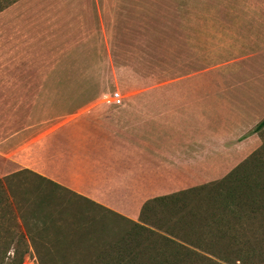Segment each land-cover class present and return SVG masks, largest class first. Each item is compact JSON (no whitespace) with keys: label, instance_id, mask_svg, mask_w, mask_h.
<instances>
[{"label":"rangeland","instance_id":"rangeland-1","mask_svg":"<svg viewBox=\"0 0 264 264\" xmlns=\"http://www.w3.org/2000/svg\"><path fill=\"white\" fill-rule=\"evenodd\" d=\"M15 1L0 0V12ZM152 1L158 0H97V19L86 23L95 14L93 11L83 14L86 21L81 27L84 26L85 34L79 37L85 35L82 38L87 39L69 48L66 71L70 76L64 88L92 100L101 91L99 103L106 105H120L126 99L133 102L141 98H149L151 104H156L161 98L156 96V92L159 93L156 89H163L164 93L177 89L182 94L166 98H178L177 103L185 107L181 114L187 116V120L181 122L184 129L180 128L179 134L191 135V142L178 143L174 151L188 152L194 159H181L173 165L168 156L170 146H153L161 148L165 161L156 159L163 167L160 169L151 163L149 175L141 179L140 187L147 190L140 194L142 203L135 219L103 205L105 208L95 206L70 191L57 190L48 208L55 215V226V223L44 226L33 219L37 191L43 192L48 187L31 173H22L20 180L12 183L19 204L9 205L7 200L0 203V264H103L107 247L117 257L111 264H154L156 252L169 255L174 251V247L162 241L157 248L152 247L156 237L148 239L147 235L125 243L126 232L133 229L124 218L185 241L196 251L180 249L177 264H264V233L250 235L245 232L246 239L254 236L252 238L261 241L254 249L240 242L233 248L226 247L216 238L222 231L221 225L212 223L210 216L200 220L196 213L211 203L209 197L213 191L216 195L220 190H227L239 174V168L245 165L252 167V180L264 183V127L255 129L264 119L263 43L259 54L239 63H227V58L221 56H215L208 65L199 59L196 64L182 62L175 58L177 55L184 58L175 43L179 33L171 29L178 22L177 16L167 8L159 13L143 10ZM12 20V15L0 18V39L10 38L5 32L14 30L13 25H8ZM70 36V41L79 39L74 29ZM12 50L0 47L2 65L4 61L25 57L9 55ZM191 71H209L213 78L203 75L197 79H177ZM188 92L191 95H187ZM185 125L191 126L187 130ZM161 184L163 188L159 187ZM173 194H180L181 199L188 198L157 200ZM148 203V209L143 211L142 207ZM128 209L132 207L124 210ZM20 213L23 220L18 217ZM247 223L251 222L244 220L241 227L246 229ZM83 224L88 227L81 226ZM189 228L192 230L185 232ZM21 231L26 237H22ZM229 231L233 229L230 227ZM16 241L19 244L16 245ZM237 249L240 252L237 253Z\"/></svg>","mask_w":264,"mask_h":264},{"label":"crops","instance_id":"crops-1","mask_svg":"<svg viewBox=\"0 0 264 264\" xmlns=\"http://www.w3.org/2000/svg\"><path fill=\"white\" fill-rule=\"evenodd\" d=\"M151 3L143 10L168 9L177 16L171 29L179 33L175 43L184 58H175L182 62L196 64L199 59L208 65L221 56L227 63H239L264 46V0ZM91 11L95 15L86 21L83 14ZM96 11L97 0H16L0 12V18L12 15L8 25L14 27L6 30L10 38L0 39V47L13 49L9 55L25 56L0 63V177L28 169L135 219L140 194L147 190L140 187L141 179L149 175L151 163L163 167L156 159L165 161L161 148L153 146H170L174 165L194 159L174 151L178 143H190L191 135L179 134L187 120L182 116L185 107L178 98H166L182 94L177 89H156L161 97L156 104L141 98L106 105L99 103L101 91L92 100L64 88L70 76L69 48L85 37H79L85 34L81 25L96 20ZM73 29L76 42L69 39ZM203 75L213 78L209 71H191L177 79ZM128 207L132 209L124 210Z\"/></svg>","mask_w":264,"mask_h":264},{"label":"trees","instance_id":"trees-1","mask_svg":"<svg viewBox=\"0 0 264 264\" xmlns=\"http://www.w3.org/2000/svg\"><path fill=\"white\" fill-rule=\"evenodd\" d=\"M262 127H264V119L256 125L255 129L258 130ZM239 169L240 170L237 172L239 174L230 184L227 190H220L216 195L215 191H213V194L209 197V202L211 203H207L206 207L199 208L196 213H198V215L200 216V220L206 219L208 218V216H210L212 223H217L221 225L222 231L219 236H216V238L219 240V242H222V245L225 244L224 246L233 248L236 243L240 242L242 245L248 246L249 248L252 247L254 249L255 244H258L261 241H257L255 238H252L254 236H249L251 240L246 239L245 237L247 234H245V232L247 231V233L250 235H255L258 232L264 233V183L255 182L251 179V166L245 165L244 167H241ZM24 172L31 173L32 175L38 177L44 183V186H46V188L48 187L43 192L37 191V200L35 203V207H33L32 213L33 219L43 223L44 226H47V224L49 225L55 223L53 219L55 215L53 216V212L50 209L48 210V208L51 207V203L53 202V199H55L54 195L57 193V190H65L66 192L70 191V193L72 192L79 198L88 200L95 206L98 205V207L100 206L102 208H105L97 202L28 169L18 170L0 177V203H2V201L7 200L9 205L19 204L16 199V195L12 190V183H16V181L18 182L20 180L19 178H21V174ZM217 187L221 188L219 185ZM188 192H190V190L184 192L183 195H186ZM261 193L263 194V197L260 196ZM179 195L180 194H173L170 196H165L163 198L156 199L164 200L169 197L167 199H172V201H180L182 199L188 198L187 196V198L183 197L181 199V195ZM156 199H152L151 201H154ZM214 204L217 205H215L214 207ZM148 205L149 203L146 204V206H143L142 210L144 211L148 209ZM210 205H213V210L211 209L212 207H210ZM18 217L22 218V220L24 219L22 213H20ZM255 219L257 220L255 221ZM124 220L128 221L130 223V229H133L132 232H126L127 235L125 236V243L127 241L129 243L138 241L140 238L143 237V235H147L146 238L148 239L156 237V239L153 241L154 243L152 244V247L154 248L158 246L159 241H162L164 243L166 242L170 247H174V251H171L169 255H165L163 252L160 253L159 251L156 252L155 254L157 255L156 260L154 259V264H177L179 261L178 251H180V249H184V251L186 250V252H196L194 249L185 244V241H178L170 236L164 235L156 231L155 229L147 227L146 225L141 224L140 222L134 221L132 219L124 218ZM244 220H248L249 223L251 222L250 224L247 223L248 225L246 229H243L241 227L242 222ZM230 222H233V225L230 224ZM179 223L180 226L183 228L184 224L181 220L179 221ZM55 225H57V223H55L54 226ZM235 225L238 226L236 227ZM19 226L21 227L20 224ZM81 226L88 227L85 224ZM230 227L231 229H233V232L229 231ZM190 230L192 229L189 228V230L185 232H190ZM21 235L22 237H26L24 231H21ZM224 239H226V241H224ZM16 242V245L19 244V241ZM33 242H35V238H33ZM110 245H112V243ZM238 252H240V250L237 249V253ZM106 253L107 255L103 256V264H111L112 261L115 260L117 257L115 255L113 256L112 253H110L108 247L106 248ZM37 258L40 261V255L39 257L37 255ZM206 258L213 260L210 257ZM225 261L228 262V259H225Z\"/></svg>","mask_w":264,"mask_h":264}]
</instances>
